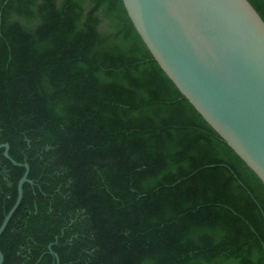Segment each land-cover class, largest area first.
Returning <instances> with one entry per match:
<instances>
[{"label":"trees","instance_id":"trees-1","mask_svg":"<svg viewBox=\"0 0 264 264\" xmlns=\"http://www.w3.org/2000/svg\"><path fill=\"white\" fill-rule=\"evenodd\" d=\"M2 144L3 264H264V184L123 0H0Z\"/></svg>","mask_w":264,"mask_h":264},{"label":"water","instance_id":"water-1","mask_svg":"<svg viewBox=\"0 0 264 264\" xmlns=\"http://www.w3.org/2000/svg\"><path fill=\"white\" fill-rule=\"evenodd\" d=\"M161 69L264 184V20L248 0H123ZM26 172L0 236L19 208ZM51 249V246H50ZM57 264H60L56 255ZM5 261L0 250V264Z\"/></svg>","mask_w":264,"mask_h":264}]
</instances>
